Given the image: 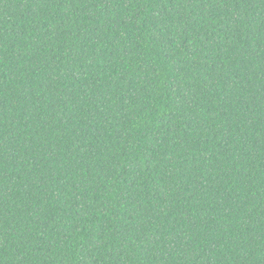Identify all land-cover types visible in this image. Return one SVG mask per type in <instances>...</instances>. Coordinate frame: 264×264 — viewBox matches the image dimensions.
Instances as JSON below:
<instances>
[{
  "label": "trees",
  "instance_id": "obj_1",
  "mask_svg": "<svg viewBox=\"0 0 264 264\" xmlns=\"http://www.w3.org/2000/svg\"><path fill=\"white\" fill-rule=\"evenodd\" d=\"M0 264H264V0H0Z\"/></svg>",
  "mask_w": 264,
  "mask_h": 264
}]
</instances>
